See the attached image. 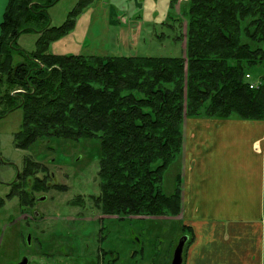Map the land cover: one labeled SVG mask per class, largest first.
I'll return each instance as SVG.
<instances>
[{
    "label": "trees",
    "instance_id": "16d2710c",
    "mask_svg": "<svg viewBox=\"0 0 264 264\" xmlns=\"http://www.w3.org/2000/svg\"><path fill=\"white\" fill-rule=\"evenodd\" d=\"M58 1L10 0L6 10L0 88L7 84L9 92L0 103L24 111L16 146L27 149L42 138L96 139L101 144L100 192L91 196L92 210L116 216L115 223L132 216H177L180 190L167 195L163 182L182 153L185 120H264V74L258 88H250L246 79L247 73L264 68V0L182 3L185 57L50 53V44L74 29L71 19L50 27L48 9ZM177 2L171 0V6ZM25 18L43 25L35 29L42 33L36 53L13 47L23 33L35 31L20 25ZM28 162L16 190L21 207L30 202L23 201L31 195V177L34 190L51 188L48 177L40 176L48 170ZM82 208L87 210V204ZM116 229L125 236L124 229Z\"/></svg>",
    "mask_w": 264,
    "mask_h": 264
},
{
    "label": "rangeland",
    "instance_id": "374dc122",
    "mask_svg": "<svg viewBox=\"0 0 264 264\" xmlns=\"http://www.w3.org/2000/svg\"><path fill=\"white\" fill-rule=\"evenodd\" d=\"M97 1L60 0L48 9L51 28L64 26L70 19L74 22V29L67 34L69 38L63 36L52 42L48 52L59 55L102 57H181L182 53L183 57L186 56L187 21L181 15V4L189 0H178L173 7L171 6L172 13H175L173 11L176 7L178 8L179 19L175 17L168 23L169 25L144 21L145 23L136 26L130 23L123 27L109 25L107 19L100 16L102 11ZM26 15L24 13L22 17ZM181 19L183 22L179 23ZM26 21L27 18L22 20L20 25L29 26L32 30L43 27L38 21ZM179 25L182 27L179 28ZM148 31H150L149 35H147ZM39 41L40 37L35 30L23 33L13 43V47L18 53L19 50L36 53L41 49ZM70 47L72 50L67 51ZM20 57L17 56V59L21 60L24 56ZM46 71L49 75L53 72L52 68ZM252 73L255 77H260L264 74V68L254 69ZM5 91L9 92L7 84L0 88V100L5 101ZM19 91L15 90L14 93L19 95L17 94ZM19 102L18 99L17 104ZM9 107L4 102L3 105L0 103V264H17L24 255L30 257L29 264H93L92 253H99L98 244H94V239L88 240L87 237L92 236V232L95 233L98 229L91 219H97L96 221L102 219L99 217L101 213L94 214L91 203L93 199L91 196L100 192L98 176L101 158L100 141L82 139L75 142L61 138H42L27 149H20L16 146L15 134L21 129L24 111L22 108L7 110ZM28 161L37 162L41 169L44 167L48 170L44 174L41 172L40 176L48 177V179L45 177L48 183L46 185L51 188L47 191L34 190L35 178L31 177L28 187L31 195L23 201L30 202L28 205H22V208L12 183L16 179L17 187L22 182L21 177L18 179L17 177L24 174ZM178 170L177 162L167 170L164 182L166 192L173 190ZM40 197H46V200L37 201ZM83 204H87V210L82 208ZM33 210L39 212V216L34 219L29 218ZM77 219L79 223H76ZM116 219L119 218L113 217V220ZM66 222H69V226ZM113 227L124 229L125 234L122 236L117 233L108 241H111L112 245L114 243L116 245L114 247L120 250L122 258L116 264H140L142 257L143 262L147 259L152 263L155 259L153 264H161L168 254L169 257L165 260L169 262L170 245L171 242L176 241L174 236H176L177 223L132 216L117 220ZM71 229L76 233L72 236H74L73 244L76 243L77 246L71 247L72 244H69L71 248H65L67 242L64 236L66 233H71ZM29 232L32 235V244L26 243ZM87 233L90 236L82 237ZM133 236L135 240L140 239L141 242L138 244L136 241H130V237ZM127 241L129 243L126 244ZM86 242L90 244L91 249L84 253L83 243ZM63 248L70 251L67 254L70 255L69 258L65 259L63 256L66 252ZM131 251H137L139 256L132 259ZM104 259V264H107L113 260V254L104 256Z\"/></svg>",
    "mask_w": 264,
    "mask_h": 264
},
{
    "label": "crops",
    "instance_id": "0c3cea01",
    "mask_svg": "<svg viewBox=\"0 0 264 264\" xmlns=\"http://www.w3.org/2000/svg\"><path fill=\"white\" fill-rule=\"evenodd\" d=\"M9 3L10 0H0V35ZM96 3L102 11L100 16L113 27L153 21L169 25L179 17L177 7L172 13L171 0H98ZM36 33L42 36L41 32ZM67 34L65 37L69 38ZM70 50L72 47L67 51ZM253 78L259 79L255 75ZM183 136L182 153L173 163L179 166L173 190L166 192L165 177L163 182L167 195L179 188V214L139 217L178 225L176 241L170 245V260H165L168 254L161 264H171L183 235L189 236L183 264H264V120L192 117L184 122ZM120 256L115 247L112 261L120 262ZM138 256L137 251H131L132 259ZM154 261L143 262L142 257L140 264Z\"/></svg>",
    "mask_w": 264,
    "mask_h": 264
},
{
    "label": "flooded vegetation",
    "instance_id": "af4514ba",
    "mask_svg": "<svg viewBox=\"0 0 264 264\" xmlns=\"http://www.w3.org/2000/svg\"><path fill=\"white\" fill-rule=\"evenodd\" d=\"M20 177V175H18V177H17V179ZM10 184V183H9ZM13 185H14V190H17L18 189V186L16 187V179L13 181V183H12ZM12 185V186H13ZM19 185V184H18ZM42 200H46V197H40L39 199H37V201H42ZM94 211V210H93ZM96 212L94 211V214H95ZM93 214V215H94ZM36 216H39V212L37 211V210H33V213L31 214V215H29V218H32V219H34V217L36 218ZM81 217V216H80ZM99 217H101L102 219L100 220V221H96L97 219H91V221H93L92 223H94V224H96L97 226H98V229L96 230V232L94 233V232H92V236H90V235H88L89 233H87L86 235L84 234L82 237H85V236H90V237H87V239L89 240V239H94V244L96 243V244H98V248H97V251H99V253H96V254H94V253H92V256H94V257H92V259H93V264L95 263V264H104V261H105V259H104V256H108V254L107 253H109V251H110V249H112V251H113V253H112V251H111V253L112 254H114V249H115V247H114V243H113V245H112V242L110 241V242H108L111 238L113 239V237L112 236H114L115 234H117V229L116 228H114L113 227V225L115 224L114 223V221H113V217H115L114 215H105V214H101V216H99ZM81 219V218H80ZM73 221V220H72ZM70 222V221H69ZM69 222H66L67 224V226H69L68 225V223ZM74 222V221H73ZM81 222V221H80ZM76 223H79V221H78V219L76 220ZM76 223H74V224H76ZM82 223V222H81ZM103 223H105V224H103ZM71 225V224H70ZM77 225V224H76ZM72 226V225H71ZM70 226V227H71ZM73 228V227H72ZM72 231H71V233H66V235L64 236V238H65V240H66V242H67V244H66V247L65 248H71V247H74V245L75 246H77L76 245V243L75 244H73V242H74V239H73V237L74 236H72V235H76V233H74V230L73 229H71ZM29 237H30V240H28L29 239ZM31 238H32V235H31V233L29 232V234H28V236H27V239H26V243L28 244H32V242H31ZM83 239V238H82ZM69 244H72L71 245V247H69ZM83 245H84V248H83V251H84V253H86L87 251H89L90 249H91V247H90V244L88 245V243L86 242V244L85 243H83ZM65 248H63V250H65ZM66 252H64V254H63V256L65 257V259L68 257H70V255H68L67 256V254L70 252V251H67V250H65ZM66 255V256H65ZM24 257H27L28 258V264L30 263V257L29 256H23V257H21V259L17 262V264H19V262L20 261H22V259L24 258ZM96 258V259H95ZM112 262H114V261H110V262H108L107 264H112ZM67 264V263H66Z\"/></svg>",
    "mask_w": 264,
    "mask_h": 264
},
{
    "label": "water",
    "instance_id": "95a60500",
    "mask_svg": "<svg viewBox=\"0 0 264 264\" xmlns=\"http://www.w3.org/2000/svg\"><path fill=\"white\" fill-rule=\"evenodd\" d=\"M189 237L187 235L182 236L179 239V242L174 250L173 258L171 264H183V253H184V247L188 241ZM30 240V237L29 239ZM19 264H28V258L24 257L22 261L19 262Z\"/></svg>",
    "mask_w": 264,
    "mask_h": 264
},
{
    "label": "built area",
    "instance_id": "2783aa9c",
    "mask_svg": "<svg viewBox=\"0 0 264 264\" xmlns=\"http://www.w3.org/2000/svg\"><path fill=\"white\" fill-rule=\"evenodd\" d=\"M247 78H250V75L249 74H247ZM259 87V84H257V83H251L250 84V88H258Z\"/></svg>",
    "mask_w": 264,
    "mask_h": 264
}]
</instances>
